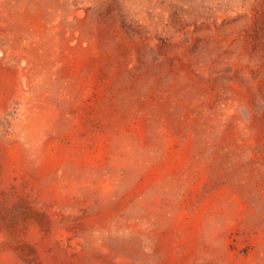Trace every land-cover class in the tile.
<instances>
[{"label": "rangeland", "instance_id": "1", "mask_svg": "<svg viewBox=\"0 0 264 264\" xmlns=\"http://www.w3.org/2000/svg\"><path fill=\"white\" fill-rule=\"evenodd\" d=\"M0 264H264V0H0Z\"/></svg>", "mask_w": 264, "mask_h": 264}]
</instances>
